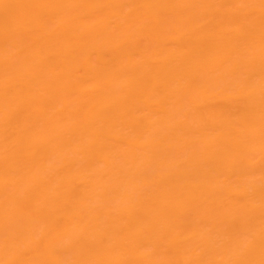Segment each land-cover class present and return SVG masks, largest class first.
<instances>
[{"label": "bare ground", "instance_id": "6f19581e", "mask_svg": "<svg viewBox=\"0 0 264 264\" xmlns=\"http://www.w3.org/2000/svg\"><path fill=\"white\" fill-rule=\"evenodd\" d=\"M0 264H264V0H0Z\"/></svg>", "mask_w": 264, "mask_h": 264}]
</instances>
